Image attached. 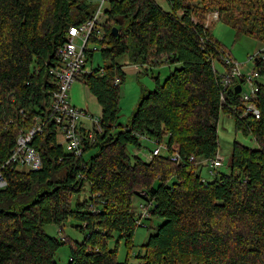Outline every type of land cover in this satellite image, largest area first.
Returning <instances> with one entry per match:
<instances>
[{"label":"trees","instance_id":"trees-1","mask_svg":"<svg viewBox=\"0 0 264 264\" xmlns=\"http://www.w3.org/2000/svg\"><path fill=\"white\" fill-rule=\"evenodd\" d=\"M94 7L88 0H0V167L18 138L39 125L32 145L43 161L35 172L13 163L3 170L0 264H58L57 252L69 238L50 237L44 226L56 224L62 233L71 219L86 236L71 243L69 264H129L118 261L110 243L119 237L132 248L137 228L151 218L163 224L143 246L138 264H264V84L257 83L256 119L236 93L242 77L228 87L221 83L232 69L224 58H232L205 26L218 10V20L264 42V0H108L103 39L90 40L103 47L104 65L76 81L97 99L102 132L93 142L84 140L85 153L76 156L58 143L51 71L60 65L70 28L93 19ZM260 54L253 60L259 77ZM126 55L131 66H141L139 74L181 67L164 83L157 77L153 90L144 88L123 124L127 73L120 60ZM222 114L233 117L236 135L248 139L235 141L229 173L219 171ZM143 140L155 145L149 160L128 152L132 146L141 150ZM158 146L165 154L154 156ZM174 155L180 160L172 161ZM203 167L213 181L201 176Z\"/></svg>","mask_w":264,"mask_h":264},{"label":"rangeland","instance_id":"rangeland-1","mask_svg":"<svg viewBox=\"0 0 264 264\" xmlns=\"http://www.w3.org/2000/svg\"><path fill=\"white\" fill-rule=\"evenodd\" d=\"M88 1L93 3V5L95 6L94 9L98 11L99 7L101 6L102 0ZM107 8V3H105L102 13H104ZM214 13H218V10H213V12L211 14H208V16H212ZM208 16L206 18L205 24H207V27L210 28L215 40L220 43L222 48L227 52V54L230 55L232 60H234L241 66L242 74L248 75L252 73V71L256 70L255 62L250 61V57L255 56L256 54H260L262 51H264V42L257 38L244 35L233 25L228 24L223 20H213L212 17H210L209 20ZM88 48L90 50L96 49L94 58L89 61L88 69L103 66L104 63L101 55L102 46L99 43H90ZM120 63L126 64V70H128V68H130L129 66H131L127 55L121 58ZM180 67L181 65L171 67L162 66L159 68H153L152 73L146 72L139 75L127 73L126 82L121 87V112L119 122L127 124L131 119V116L136 109V105L139 103V100L143 95L142 90L144 88H146L148 91L153 90L156 86L157 77L160 78L161 83H164L165 80L170 76V74ZM215 68L220 72L222 71V65L217 61H215ZM257 82L264 84V74L257 79ZM251 91L252 88L249 85H244V93L250 94ZM218 135V155L223 163V166L219 171H221V173H229L231 152L235 141L248 143V139L236 135L235 121L233 117L224 114H222L220 117ZM166 140L167 139H165V141ZM58 143L63 145V148L66 150V143L61 133L58 134ZM142 145L143 148L141 150H137L132 146L128 148V152L129 154L133 155L137 154L144 160H149L151 151H153L155 145L147 140H143ZM162 153L165 154V151L162 150ZM201 176L208 181L214 180V176L209 173L207 167L202 168ZM139 206L140 200L139 198H135L134 210L136 212V215H139L141 213V209ZM162 224L163 221H158L154 218L145 220L144 224L138 227L135 232L132 248H128L124 240H120L119 242V237H116V239L110 243V248H117L118 261L120 263H125L126 261H128L129 264H138V255L144 253L143 246L148 242L149 238L152 235L157 233L159 227ZM63 226L64 227L62 233L60 232V226L56 224H47L44 226V230L50 237L57 238L59 240H63L66 237L69 238V241L65 245L60 247L56 255V261L58 264H69L71 255V243L73 241L82 242L86 235L85 232L77 229V226L83 225L76 220H68Z\"/></svg>","mask_w":264,"mask_h":264},{"label":"built area","instance_id":"built-area-1","mask_svg":"<svg viewBox=\"0 0 264 264\" xmlns=\"http://www.w3.org/2000/svg\"><path fill=\"white\" fill-rule=\"evenodd\" d=\"M107 1L108 0L101 1V6L93 19L79 27L70 28L67 42L59 51L60 65L57 68H53L51 71L57 82V89L54 92L52 99V112L56 120L57 132L58 134L61 133L64 137L67 153L76 156L84 155L86 147L84 140L93 142L95 133L102 132L101 119L87 115L85 111L74 106L70 101V90L81 74L90 72V69H88V55L96 49L90 50L88 46L92 43L90 40L93 37L99 40L103 39V32L100 28V24L102 22L103 6ZM212 19L217 20L218 13H214ZM205 26L207 27V24H205ZM257 57L258 54L250 57V61H253L254 58ZM262 57L264 58V56ZM224 60L232 69L231 72L225 74L221 83L223 86L228 87L231 85L234 78L242 77L241 80L243 81V84L240 83L237 84V86H242L240 94L245 102L246 114L259 119L261 115L260 109L254 102L258 92L257 79L259 78V74L256 71H252V73L248 75H243L241 66L237 62L229 58H224ZM119 82L120 80L117 79L116 84ZM244 85H249L252 88L250 94L243 92ZM86 117L90 120L93 129L87 132L86 135H83L81 123ZM41 131L42 126L39 125L28 134L21 135L18 138L17 148L14 150L12 157L4 166L0 167V189H5L7 187V181L3 175V170L11 163L19 169L22 168L26 171L35 172L42 169V158L37 149L32 145L36 134ZM162 150L166 151V148L164 146H158L154 150L153 155L159 156L163 154ZM150 158L152 157L150 156ZM170 158L175 162L180 160V156L178 155L171 156ZM191 160H193V158H191ZM214 165L219 166L220 163L215 161ZM143 217H149L147 211H144ZM140 223L141 222H139V225Z\"/></svg>","mask_w":264,"mask_h":264},{"label":"crops","instance_id":"crops-1","mask_svg":"<svg viewBox=\"0 0 264 264\" xmlns=\"http://www.w3.org/2000/svg\"><path fill=\"white\" fill-rule=\"evenodd\" d=\"M165 5L166 2L163 1ZM212 16H208V19ZM210 20V19H209ZM128 70L124 71L128 74H139L142 69L141 66H129ZM70 101L77 108L84 110L87 115H91L94 118H100L102 109L97 101V99L90 93L88 88L82 82H76L70 90ZM92 124L90 120L86 117L82 120L81 129L83 130V135H86L92 129Z\"/></svg>","mask_w":264,"mask_h":264},{"label":"water","instance_id":"water-1","mask_svg":"<svg viewBox=\"0 0 264 264\" xmlns=\"http://www.w3.org/2000/svg\"><path fill=\"white\" fill-rule=\"evenodd\" d=\"M113 33H114V36H118V28H113ZM241 91H242V86L241 85H238L237 87H236V93L237 94H240L241 93Z\"/></svg>","mask_w":264,"mask_h":264}]
</instances>
